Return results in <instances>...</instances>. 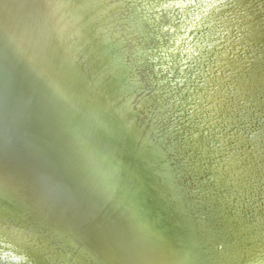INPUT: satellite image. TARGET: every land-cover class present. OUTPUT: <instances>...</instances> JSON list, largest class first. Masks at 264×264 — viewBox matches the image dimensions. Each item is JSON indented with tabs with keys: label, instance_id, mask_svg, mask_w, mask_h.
Segmentation results:
<instances>
[{
	"label": "water",
	"instance_id": "1",
	"mask_svg": "<svg viewBox=\"0 0 264 264\" xmlns=\"http://www.w3.org/2000/svg\"><path fill=\"white\" fill-rule=\"evenodd\" d=\"M157 1L170 8L150 28L138 16ZM209 1L183 13L185 0H0V230L54 247L41 251L46 264H83L79 254L85 264H252L245 231L218 215L232 212L218 202L211 154L193 170L203 87L197 31L182 28ZM132 41L161 46L170 66L158 76L146 57L127 76ZM175 45L183 52L169 53Z\"/></svg>",
	"mask_w": 264,
	"mask_h": 264
},
{
	"label": "bare ground",
	"instance_id": "2",
	"mask_svg": "<svg viewBox=\"0 0 264 264\" xmlns=\"http://www.w3.org/2000/svg\"><path fill=\"white\" fill-rule=\"evenodd\" d=\"M205 8L206 15L197 24L187 22L188 29L200 31L195 41L203 86L191 115L202 134L194 137L199 160L193 170L202 173L200 162L211 154V180L220 182L224 193L218 202L232 212L222 214L218 204V215L235 223V233L245 231L242 236L252 264H264V0H210ZM212 64L226 75L211 79ZM217 197L208 202L213 204ZM11 233L20 236L17 242H24L22 232ZM34 248L46 252L47 247L39 243ZM0 256L18 264L31 257L21 243L4 247ZM83 257L79 254L76 263Z\"/></svg>",
	"mask_w": 264,
	"mask_h": 264
},
{
	"label": "rangeland",
	"instance_id": "3",
	"mask_svg": "<svg viewBox=\"0 0 264 264\" xmlns=\"http://www.w3.org/2000/svg\"><path fill=\"white\" fill-rule=\"evenodd\" d=\"M201 0H198V3L200 2ZM204 3H205V0H204ZM125 5H126V3H121V5H117L118 7V9L117 10H115V13H116V17H118V15H119V13H120V11H123L122 9L125 7ZM153 7H154V9H150L149 8V6L147 5V6H145V4L142 6L144 9H149V13L148 12H146V11H144V12H142L143 14H140L138 17L140 18V21H141V19H143L144 20V23H146V25H148L150 28H152V27H154V24H155V22L151 19L152 17H155V19H156V21H159L160 20V17H162V10H164V9H166V8H170V6H169V3H162V1L161 2H159V1H157L156 2V5L155 4H153L152 5ZM116 7V6H115ZM176 7H181V9L178 11V12H186L187 10H188V12L189 11H193V10H195V9H197V7H199V6H197V2H196V0H190V1H188V0H185V2L182 4V6H179V5H177ZM230 9V8H229ZM228 9V10H229ZM118 10H120L119 12H118ZM153 12H158L156 15H152V16H150V13H153ZM230 14V13H229ZM135 15H137V14H135ZM144 15V16H143ZM193 20V18H191V21ZM196 20H199L198 18H196ZM137 22H139V21H134V23H137ZM193 22V24H197L198 22L197 21H192ZM137 28H138V32H136L135 33V35L137 36L138 34L140 35V36H142V37H146L145 35H147V34H145V32L148 30V29H145L144 27H143V25H140V23H138L137 24ZM153 30H155V29H153ZM165 30H167V29H165L164 28V31ZM194 29H188V28H185V29H183L182 28V31H184V33H185V35H184V37H186L187 36V33L188 32H190V31H193ZM172 31V30H171ZM121 33L122 34H124V35H126L127 34V37L129 38V39H131V38H133L134 36H128V32L126 33L125 31H121ZM217 35H220V33L219 32H217ZM198 37L197 36V32H195L194 33V35L192 36V37ZM192 39V38H191ZM133 42V41H132ZM134 43V46H136V51H134V55H133V57L136 59V61H137V63H132L130 66L131 67H129V66H124L123 67V71L125 72V74L127 75V76H129V73L130 72H133L134 74L136 73V69L137 68H134V66L135 65H138V64H140V63H144L145 62V59H146V57H149L150 58V62L152 63H157V65H156V67L154 68V70L156 71V73H157V75L159 76L160 75V72H158V68L160 69V68H162V67H165L164 65H162L163 64V60H165V61H167V64L170 66V64H171V58H161L160 57V55H163V52L162 53H159V51L161 52V51H163V49L161 48V46L160 47H158V49L156 50V49H152V50H150L151 49V46L149 47V49L148 50H143L142 48H140L138 45H136V42H133ZM194 45H196V43L194 44ZM218 49H223V46H221V47H218ZM145 52V53H144ZM168 52L169 53H171V54H174V55H176L177 53H180V52H183V50H176V45H175V50L174 49H170V50H168ZM122 56V55H121ZM213 56V55H212ZM215 56V58H217L218 56L217 55H214ZM119 58H121V57H119ZM215 58H213V60H215ZM190 62L191 63H193V61L192 60H190ZM159 63V64H158ZM186 63V62H185ZM213 65V67L214 68H209L208 69V73H209V75H211L210 76V78L211 79H216V76L218 77H220V76H225L226 74H222L223 72V70L224 69H220V68H215V64H212ZM192 66H194V64H185V67L184 68H190L191 69V67ZM134 68V69H133ZM166 68V67H165ZM210 70H211V72H210ZM171 76V75H170ZM196 79H198V89H202V84H201V81H202V77H201V74H199V72H198V70H197V72H196V75L194 76ZM139 80V78H138V76H136V79H133V80H135L134 82H131V84L130 85H132V89H135L136 91H140L141 89L140 88H142V83H140V81L138 82V80ZM158 83H160L161 84V82H158ZM181 86V85H180ZM211 89V88H210ZM197 90V89H196ZM191 91V90H190ZM141 92H142V90H141ZM144 99H145V101H148V104H145V106L146 105H150V104H154V102L150 99V98H146V97H144ZM145 101H143V105H144V103H146ZM179 103H181V102H179ZM142 104H141V106H142ZM176 124H177V121H176ZM232 129L230 128V130L229 131H231ZM156 131V130H155ZM226 132H227V130H226ZM233 133L231 132L230 133V136L232 135ZM262 198V197H261ZM263 202H264V200H262ZM5 233V234H4ZM22 234H24V233H21V235ZM10 236V238H8ZM8 238V239H7ZM4 239H5V241H4ZM16 239H20V236H17V235H15V234H13V233H11L10 231H6V230H0V252H2L3 250H4V247H6V248H8V249H10V245L13 243V244H16L17 245V243H21V246H22V248L23 249H25V252H27V255H28V257H30L29 258V260L26 262H22L23 264H46V262L44 261V259L41 257V255H42V252L41 251H39V250H37V249H35L33 246H32V243H28V241L27 240H25V242H17V240ZM3 240V241H2ZM5 243V244H4ZM28 245V246H27ZM3 250H2V249ZM51 250L54 252V247H51ZM62 257H64L63 255H62ZM70 257H72V256H68V258H70ZM73 258V257H72ZM85 258V257H84ZM84 258L82 259V263L83 264H85V262H84ZM1 260L4 262H2V264H15L16 262L15 261H13L12 259H3V257L2 256H0V264H1ZM5 260V261H4ZM7 261V262H6ZM11 261V262H10ZM16 264H18V263H16ZM66 264H72L70 261H67L66 262Z\"/></svg>",
	"mask_w": 264,
	"mask_h": 264
}]
</instances>
